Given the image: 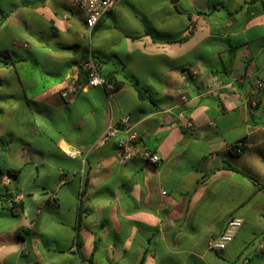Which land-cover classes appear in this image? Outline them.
<instances>
[{"label":"crops","instance_id":"crops-1","mask_svg":"<svg viewBox=\"0 0 264 264\" xmlns=\"http://www.w3.org/2000/svg\"><path fill=\"white\" fill-rule=\"evenodd\" d=\"M88 34L66 0H0V61L14 62H0V171L17 172L0 177V264H264V99L258 115L244 102L264 78V0H120ZM34 49L47 71L17 54ZM84 51L119 85L110 99L62 98ZM123 117L157 166L119 161ZM109 126L84 160L65 156ZM231 218L234 239L210 251Z\"/></svg>","mask_w":264,"mask_h":264},{"label":"built area","instance_id":"built-area-1","mask_svg":"<svg viewBox=\"0 0 264 264\" xmlns=\"http://www.w3.org/2000/svg\"><path fill=\"white\" fill-rule=\"evenodd\" d=\"M69 5L76 8L83 16L84 25L88 30V35H90L91 30L97 25V23L106 15L111 13V11L116 7L120 0H66ZM26 47V45H24ZM79 67L83 73V84H76L75 86L66 88L61 96L64 100L72 99L77 91V88H94L102 87L105 91L106 97L110 99L116 88L113 83L106 82L105 79L100 75V65L94 59L90 51H87L86 54L81 58L79 62ZM252 80V89L251 93L244 98L245 104L249 107L250 111L254 115L260 114L263 109V92H264V78L259 77L257 74L250 76ZM226 84L213 82L207 85L203 92L205 94H210L216 92L217 89H222ZM182 102H185V99L182 98ZM119 125L125 130L128 135L126 138L119 140L116 143V154L119 158V161L122 163L129 162L134 158L141 159L149 163L150 165L157 166L160 162V158L151 153L148 150L133 151L132 144L134 143L136 136L134 133L129 132V123L128 117H123ZM193 123L191 120H186L184 122V128L188 131L193 129ZM116 130L109 126L101 138L90 147L87 151H83L80 148L67 147L64 149L65 156L76 159L80 158L84 160L87 153L92 150L95 146L100 144L103 141L108 140L113 136V133ZM233 149L235 152L240 153L242 149L241 144H237ZM7 176L4 177L6 179ZM162 194H164L162 192ZM14 200L8 201V205L12 206ZM242 225V220L238 218H231L226 223V226L223 232L214 240L209 243V250L214 253H219L224 251L226 246L232 242L237 231ZM257 251L259 253L264 252V241H261L257 245ZM246 262V261H245Z\"/></svg>","mask_w":264,"mask_h":264},{"label":"trees","instance_id":"trees-1","mask_svg":"<svg viewBox=\"0 0 264 264\" xmlns=\"http://www.w3.org/2000/svg\"><path fill=\"white\" fill-rule=\"evenodd\" d=\"M182 40L183 39H181L180 41H182ZM83 54L85 55L86 54V51H84ZM7 55H8V53H6V52L4 54H2V59L3 60H1L0 62L3 63V64H6V65L7 64L14 65V62L11 61L10 59H8ZM102 77L105 79L106 82L113 83L114 86H115V88H118L119 87V85L114 81L112 75L102 76ZM125 78L128 81V83H130L136 89V91L138 92L139 98L140 99H144V96L141 93V90L139 89L138 82L136 80L132 79L131 77H125ZM241 152H242V149H241L240 153ZM232 153L235 154V155H238L239 154V153L235 152V149H232ZM16 174H17V172H14V171H6L4 174H3V172L0 171V177H2L3 175H7V176H10V177L16 178ZM0 198H1V196H0ZM76 238L78 240V238H79L78 235L76 236ZM79 258H80L81 261L88 262V264H91V260L84 259V257L81 256L80 254H79Z\"/></svg>","mask_w":264,"mask_h":264},{"label":"rangeland","instance_id":"rangeland-1","mask_svg":"<svg viewBox=\"0 0 264 264\" xmlns=\"http://www.w3.org/2000/svg\"><path fill=\"white\" fill-rule=\"evenodd\" d=\"M5 43L7 40L5 39ZM46 50H19L17 54L31 60L29 67L42 73L48 70V58L46 57Z\"/></svg>","mask_w":264,"mask_h":264}]
</instances>
